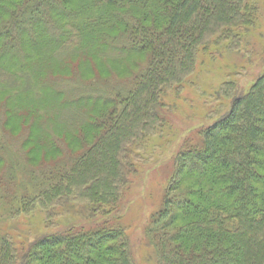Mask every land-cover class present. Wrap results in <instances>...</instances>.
<instances>
[{
    "label": "trees",
    "instance_id": "obj_1",
    "mask_svg": "<svg viewBox=\"0 0 264 264\" xmlns=\"http://www.w3.org/2000/svg\"><path fill=\"white\" fill-rule=\"evenodd\" d=\"M258 14V0H0V209L55 224L76 201L97 219L33 242L0 226V264H136L121 213L136 149L200 53L237 48ZM196 135L144 228L155 264H264V73Z\"/></svg>",
    "mask_w": 264,
    "mask_h": 264
},
{
    "label": "rangeland",
    "instance_id": "obj_2",
    "mask_svg": "<svg viewBox=\"0 0 264 264\" xmlns=\"http://www.w3.org/2000/svg\"><path fill=\"white\" fill-rule=\"evenodd\" d=\"M259 1L258 18L237 48L226 44L202 51L196 67L179 89L164 96L169 118L137 150L138 167L130 178V192L123 202V221L130 236L136 264H155L153 248L144 236V228L161 204L174 159L187 139L198 138L197 132L214 124L231 106L233 95L245 93L264 73V0ZM118 27L112 34H118ZM235 85L231 93L220 92L225 82ZM220 92V93H218ZM62 127V123L58 124ZM43 135L39 128L35 132ZM54 218L46 220L44 211L34 209L13 214L0 209V226L18 241H35L42 234L64 229L67 225L96 222L81 202L71 201ZM47 221V223H46Z\"/></svg>",
    "mask_w": 264,
    "mask_h": 264
}]
</instances>
